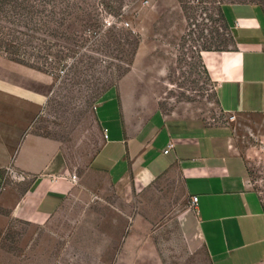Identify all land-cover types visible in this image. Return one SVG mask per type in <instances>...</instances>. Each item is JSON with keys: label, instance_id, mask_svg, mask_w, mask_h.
<instances>
[{"label": "crops", "instance_id": "obj_1", "mask_svg": "<svg viewBox=\"0 0 264 264\" xmlns=\"http://www.w3.org/2000/svg\"><path fill=\"white\" fill-rule=\"evenodd\" d=\"M248 18L243 26H260ZM239 22L232 46L199 56L216 104L243 119V137H236V122L232 133L167 112L132 71L90 106L54 110L52 74L0 56V224L55 222L89 176L108 186L151 187L164 179L180 193L173 223L188 249L211 264H264V201L249 177L264 149V37ZM8 167L25 178L8 177Z\"/></svg>", "mask_w": 264, "mask_h": 264}, {"label": "rangeland", "instance_id": "obj_2", "mask_svg": "<svg viewBox=\"0 0 264 264\" xmlns=\"http://www.w3.org/2000/svg\"><path fill=\"white\" fill-rule=\"evenodd\" d=\"M246 17L260 26H243ZM236 19L264 37V0H0V56L50 72L54 110L88 107L132 71L167 112L232 133L236 122L241 137L243 119L216 104L199 56L232 46ZM260 155L249 177L264 201V149ZM92 179L61 205L55 222L3 221L0 264H211L179 237L175 186L164 179L151 187Z\"/></svg>", "mask_w": 264, "mask_h": 264}, {"label": "built area", "instance_id": "obj_3", "mask_svg": "<svg viewBox=\"0 0 264 264\" xmlns=\"http://www.w3.org/2000/svg\"><path fill=\"white\" fill-rule=\"evenodd\" d=\"M167 150H168L167 147L164 148V151H167ZM7 169H8L7 173L9 175V177H11L13 179H16V178L23 179V178H25V175L23 173L19 172L18 170H16L15 168L8 167ZM190 203H191L192 207L196 206V204H197V196L196 195H192L190 197Z\"/></svg>", "mask_w": 264, "mask_h": 264}]
</instances>
